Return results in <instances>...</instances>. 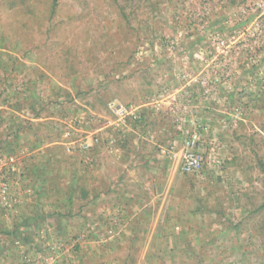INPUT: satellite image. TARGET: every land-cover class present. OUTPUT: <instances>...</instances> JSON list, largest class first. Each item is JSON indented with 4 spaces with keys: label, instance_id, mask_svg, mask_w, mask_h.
I'll use <instances>...</instances> for the list:
<instances>
[{
    "label": "rangeland",
    "instance_id": "rangeland-1",
    "mask_svg": "<svg viewBox=\"0 0 264 264\" xmlns=\"http://www.w3.org/2000/svg\"><path fill=\"white\" fill-rule=\"evenodd\" d=\"M120 2L60 0L58 22L0 0V155L14 150L29 168L47 162L46 190L33 191L40 181L25 168L18 187L32 191L12 187L18 204L9 210L0 203V223L10 226L37 205L71 213L46 218L32 235L37 249L6 242L0 264H264L255 219L230 224L241 206L251 210L263 200L256 154H264V0L142 1L129 22L116 12ZM250 95L255 108L247 106ZM110 102L138 107L141 121L118 122ZM183 112L182 119L207 126L198 128L206 171L192 179L196 190L208 182L218 189L227 212L221 223L186 198L191 176L180 162L188 128L177 120ZM241 133L255 142L236 138ZM37 138L41 143L28 150ZM169 139L168 154L149 162L148 143ZM130 149L137 153L134 176L149 185L139 191L144 204L136 213L98 196L103 169L124 176L114 156ZM170 210L191 231L188 241L177 222L167 224ZM163 225L174 230L165 233ZM189 242L194 255L182 251Z\"/></svg>",
    "mask_w": 264,
    "mask_h": 264
},
{
    "label": "trees",
    "instance_id": "trees-1",
    "mask_svg": "<svg viewBox=\"0 0 264 264\" xmlns=\"http://www.w3.org/2000/svg\"><path fill=\"white\" fill-rule=\"evenodd\" d=\"M59 1L60 0H43L42 3L44 4L43 8L41 10H37V8L35 7V5H33L32 3H30V1L28 0H8L9 4H11L12 6H16L18 5L17 3H21L23 6L21 12L24 14H28V15H33V16H46L48 18V20H52L54 17L56 19V21L58 22H62V17L60 14V5H59ZM142 1L145 2H150V0H121L120 3L117 4V8H116V12L119 13L124 19H126L128 22L130 21V15H133L137 12L138 8L140 7V4ZM117 0H113V3H116ZM155 5H157V1L154 2ZM153 7H156V6ZM130 7L129 10L127 9V7ZM19 12V11H18ZM70 17V16H69ZM243 23V22H241ZM54 25H58V23L53 22ZM240 24V23H239ZM220 29H223L222 24L219 26ZM204 29L205 26H204ZM204 36H199L198 40L202 39ZM69 52V51H68ZM67 60V59H66ZM250 99L248 100V104L247 106L250 107L251 104H255V102L257 101L256 96L254 95H250L249 97ZM242 99V98H241ZM127 106L130 103H125ZM253 108H255V105L252 106ZM264 107V102H263V106ZM18 108V107H17ZM1 114V112H0ZM34 115H39V112L36 111L34 113ZM9 121H8V125L7 127L10 128L11 125H9L10 122L13 123L14 118L11 116L9 117ZM0 124H1V120H0ZM262 123L260 122L259 126ZM241 125H243L241 123ZM18 128H16L17 131ZM15 135H17V133H14ZM236 138H248L249 144H253L256 140L255 136L253 134L247 135L246 133H241V134H235ZM248 136V137H247ZM42 140H39V138H37L35 140V144L32 145V147H28V150H33L34 147L37 145H39L41 143ZM263 144H264V139H263ZM84 150V148H82ZM16 153V151H11V152H6L5 154H13ZM256 154V153H255ZM235 159H236V155H235ZM40 161L38 162V164H34L32 165L30 168L29 166H22L23 167V171L21 173V181L20 184L23 183V178H25L27 176L26 174V170H29L30 174L34 177L33 181H40L39 185L37 184L36 186L32 187L33 191H38L41 192V190H46L45 187V173H46V168H47V162L42 163V166L40 164ZM205 161V160H204ZM40 164V165H39ZM256 167H258V169H260L264 175V154L263 155H258L256 154ZM203 171H206V165L203 163L202 168L199 172L197 173H184L187 176H191V178L189 177V182H190V186L187 189V200L189 201L190 199L194 198L196 200V202L200 205L202 212H209L211 213L213 216L210 217L209 221H217L219 223H221L222 221H226L225 218L227 216V212H226V207L224 205V200L221 199L220 195L218 194V189L215 187L214 184H212L211 182H208L206 184H204L203 186H201V189H194L195 187V183L193 182L196 176H198L200 173H203ZM264 176L257 178V179H261L262 183L264 184ZM193 178V179H192ZM22 182V183H21ZM21 186V185H20ZM22 187V186H21ZM31 188V187H30ZM30 188H28V191H26V194H29V192L31 193L32 190H30ZM21 189V188H20ZM38 189V190H37ZM22 193H23V188L21 189ZM256 190V189H255ZM83 192V189H82ZM260 193H262V201L255 204V207H253L251 210H248L246 208V206H241V208H239L241 213V217L238 218V222H235L234 224H232L230 222V224L232 226H236L238 223H241V221H243V218L245 217H251L252 219H255V223L253 224V229L254 232L259 236L260 238V244L263 248V253H264V188L261 189L260 191H258ZM40 196V194H39ZM249 197V196H248ZM40 198V197H39ZM255 199V196H250L249 199ZM254 203V201L252 202V204ZM18 203H13V205L11 206V209H13ZM2 205V204H1ZM3 206V205H2ZM38 206V205H37ZM36 206V210L32 213H28V215L26 216H21L20 220H17L16 222H13L12 225H7L4 223H0V235L4 236V241L5 238H7V240L5 242H1V237H0V250L6 246V242H9V244H11L12 246L16 247L17 245H30L32 246V248L37 249L39 247V245L37 244V242H34V240H32V235L35 232H38V229L40 226L42 225H46V218L47 217H53L54 215L59 217H69L70 216V212H66V211H55V212H50V213H45L43 212L40 208H37ZM4 207V206H3ZM5 209H7L6 207H4ZM9 208V210H11ZM195 211H190L191 214L195 213ZM179 217L177 215H175L173 213L172 210L169 211L168 214H166V219L167 220V224L174 220L175 222H177L178 225H175V230H177V232H179L180 235H186V238L184 240H187L188 237L192 236L191 231H184L183 230V226L180 222V220L178 219ZM60 223H62V221H60ZM170 224V223H169ZM29 227V228H28ZM168 227L169 229L171 228L170 226H164L163 225V231L165 233L168 232ZM28 228V229H26ZM31 229V230H30ZM62 230V227H61ZM171 230V229H170ZM174 230V228H173ZM171 230V231H173ZM63 231H61L62 233ZM76 239H79V236L76 237ZM188 241V240H187ZM77 245V244H76ZM79 248L78 246H75L73 251H77ZM182 251H184L187 254H189L188 252L192 253L191 255H194V248L192 243H188V244H182ZM33 252V251H32ZM34 253V252H33ZM27 253H24V256L26 257ZM189 255V257L191 256ZM23 258V260L21 261L22 263H26L27 260H29L28 258ZM183 259V257H181ZM128 259H131V261H133L131 257H128ZM30 261V260H29ZM192 263L191 264H198L199 262L196 261L194 258L191 260ZM186 261L184 262V260H180L179 264H185ZM189 264V262H188Z\"/></svg>",
    "mask_w": 264,
    "mask_h": 264
},
{
    "label": "built area",
    "instance_id": "built-area-1",
    "mask_svg": "<svg viewBox=\"0 0 264 264\" xmlns=\"http://www.w3.org/2000/svg\"><path fill=\"white\" fill-rule=\"evenodd\" d=\"M118 122L124 123L128 118L133 121H141L138 107L126 106L117 102L109 103ZM186 112L179 115L177 120H183L188 130L183 139V152L181 155L180 170L182 173H197L204 163V153L202 152L205 142L200 129H206V125L199 122L195 117L182 119ZM89 144L82 145V148H89ZM22 152V150H21ZM23 164L20 156L16 153L0 155V203L7 209H11L16 203L11 188L20 185ZM19 188V187H18ZM20 190V188H19ZM27 191V190H26ZM25 190L23 192H26Z\"/></svg>",
    "mask_w": 264,
    "mask_h": 264
},
{
    "label": "crops",
    "instance_id": "crops-1",
    "mask_svg": "<svg viewBox=\"0 0 264 264\" xmlns=\"http://www.w3.org/2000/svg\"><path fill=\"white\" fill-rule=\"evenodd\" d=\"M122 141H123V139L117 140L115 148H119V145L123 144L125 142V141L124 142H122ZM157 143L158 144H156L155 141L149 142L148 146L150 147V151L149 150L144 151L146 155H148V151H149V157L150 158L147 159L149 162L154 163L156 161V159L162 155L161 154L162 152L164 155L166 153L168 154L169 147L172 146L170 139H169V141L167 140V142L165 144H161L160 142H157ZM105 145H107V143H105ZM141 145L143 146L146 144L141 143ZM121 146H123V145H121ZM130 147H131V145H130ZM165 150H168V152L164 153ZM32 151H35V148ZM105 155H107V148L106 147H105ZM119 156H121V157H119ZM114 157H116L115 161L117 163V167L118 168H121V166L124 167V169L120 170V171L122 173H124L125 175L123 176L120 174H114L112 176V175H110V173L107 169H103V172H106L108 174L101 176L102 181H100V188H99L100 193L98 194V196H99L100 200L102 198H105L106 199L105 202H108V201H110V199H112L111 203L114 206L117 205V207H121V204H120V201H121V202H123L122 205H123L124 209L126 210V212L135 211L134 213H136L139 210L135 207V205L141 206L144 204V203L143 204L140 203V197L138 196L139 191L142 188L147 189V187H149L148 181L146 180L147 181L146 185H144V183H145L144 180L137 178L138 176L137 177L134 176V170H135V168H138V164L136 161L137 153H135L134 150L132 151L130 149L129 156H128V152L124 150L123 154L115 153ZM167 157H170V156L168 155ZM100 160H101L100 164L103 163L105 167L110 165V161H107V157H106V159L100 157ZM147 160L145 162H147ZM149 162H147V164ZM147 164H143V165H147ZM122 176H123V178H122ZM134 190L137 193H135ZM134 200H135L136 204L133 203ZM113 205H111V206H113ZM127 206H129L131 208H128Z\"/></svg>",
    "mask_w": 264,
    "mask_h": 264
}]
</instances>
